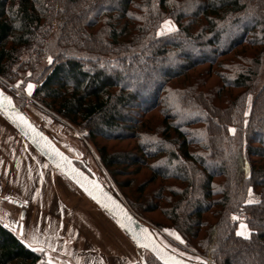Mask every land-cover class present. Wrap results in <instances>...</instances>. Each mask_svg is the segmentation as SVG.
<instances>
[{
	"label": "trees",
	"instance_id": "trees-1",
	"mask_svg": "<svg viewBox=\"0 0 264 264\" xmlns=\"http://www.w3.org/2000/svg\"><path fill=\"white\" fill-rule=\"evenodd\" d=\"M23 75L112 177L142 174L138 214L216 264H264V0H0V86L22 110L1 78ZM5 225L0 264H49Z\"/></svg>",
	"mask_w": 264,
	"mask_h": 264
},
{
	"label": "crops",
	"instance_id": "crops-1",
	"mask_svg": "<svg viewBox=\"0 0 264 264\" xmlns=\"http://www.w3.org/2000/svg\"><path fill=\"white\" fill-rule=\"evenodd\" d=\"M74 193L59 170L0 112V219L13 229L25 209L23 236L32 246L70 253L76 259H97L92 254L101 251L97 247L101 236L84 218L87 209L93 208L89 200ZM117 253L123 259V251Z\"/></svg>",
	"mask_w": 264,
	"mask_h": 264
},
{
	"label": "rangeland",
	"instance_id": "rangeland-1",
	"mask_svg": "<svg viewBox=\"0 0 264 264\" xmlns=\"http://www.w3.org/2000/svg\"><path fill=\"white\" fill-rule=\"evenodd\" d=\"M172 23L174 24L173 21ZM27 79L28 75H23L16 81H8L1 78V80L5 82L7 88L12 91L17 101L23 105L26 113L39 127H42L44 131L47 132L58 143L59 146H61L72 157H74L76 161L92 168V170L96 172V174L102 179V181L105 182L108 187H112L120 195V197H122L128 203V201L124 198V193H130L132 190L125 185L129 180H135V183H137L139 177H141L142 174L136 175L134 174L133 169L130 171H123L124 167H119L120 172L117 173L115 178L112 177L106 171L104 166L99 163L98 154L95 151L92 143H88L86 140H84L80 131L74 128V126L68 123L64 118L59 116L54 111L48 110L44 105L33 98L32 94L36 84L34 80L30 81ZM28 82H31L33 85H35L31 94H29L26 90ZM62 177L70 187L71 191L76 192L74 194L77 195V197L82 196L81 198L89 200V203L93 209H87V215L84 216L85 220L87 219L85 224L90 226L91 223L92 227H96L99 230L101 237L99 240L100 244H98L97 247L101 248V251H98V254H92L97 259L93 258V260H90V258L86 256L82 257L81 260L76 259L70 253L64 254L54 250L51 251V249H49L50 251H47V257L51 259L54 264H105V262L106 264H115V260L117 261V264H132L142 261V257H145L149 254V251L145 249H138L131 239L109 216V214H107L99 205L89 199V197H87V195L74 183H72L64 174H62ZM249 199L253 200L254 202L258 201L259 193L252 191V196L249 197L248 200ZM94 208H97L98 211ZM99 211L101 213H99ZM133 211L135 210L133 209ZM135 213L137 212L135 211ZM138 215L158 232L157 234L160 240L172 251L193 261L203 263L206 262L207 264H216L213 260L188 250L184 242L181 239H177L176 236L172 234L174 231H165V229L160 228L156 221L152 220V217L162 219L158 213ZM233 216L238 217V219L234 220L244 223L245 212H237ZM16 219L17 222L13 223V230L15 229L17 232L20 227L21 217L17 216ZM88 220L91 221L89 222ZM246 231L248 233L250 232L248 227ZM22 239H24V236H22ZM33 245L35 246L37 244ZM118 250L123 251V259L118 255ZM196 257H199L200 259L197 260ZM118 258H120V263H118ZM124 258H127V261H124Z\"/></svg>",
	"mask_w": 264,
	"mask_h": 264
},
{
	"label": "water",
	"instance_id": "water-1",
	"mask_svg": "<svg viewBox=\"0 0 264 264\" xmlns=\"http://www.w3.org/2000/svg\"><path fill=\"white\" fill-rule=\"evenodd\" d=\"M0 93L11 98V104L4 101L0 105V112L19 130V132L42 154L55 168L64 174L72 183L83 191L93 202L99 205L116 222L120 229L131 239L138 249H145L153 254L161 264H205L187 259L169 249L157 237L152 226L145 222L131 206L110 188H108L99 176L88 165L81 167L76 159L66 152L58 143L42 128H40L30 116L22 110L16 103L14 97L0 86ZM22 114L31 127L26 126L18 119ZM66 158V159H64ZM79 181V182H78ZM84 185L82 187L81 185ZM85 187L92 190V195L85 191ZM109 197L111 199H109ZM116 201L119 207L112 204ZM19 206L23 204L17 200H12ZM104 205H108L105 207ZM121 209L126 210L127 217ZM26 210H22L19 234H24V220ZM136 236L137 239L133 237ZM139 241V242H138ZM147 245V247H145ZM142 261L146 264L143 256Z\"/></svg>",
	"mask_w": 264,
	"mask_h": 264
},
{
	"label": "snow or ice",
	"instance_id": "snow-or-ice-1",
	"mask_svg": "<svg viewBox=\"0 0 264 264\" xmlns=\"http://www.w3.org/2000/svg\"><path fill=\"white\" fill-rule=\"evenodd\" d=\"M175 30H176L175 25L172 23L171 20H164V21L162 22V25H161L160 29L156 32V35H157V36L165 35V34H168V33L173 32V31H175ZM47 59H48V63L51 64V63H52V57L49 56ZM28 75L31 76V73H29ZM18 83H21V82H18ZM34 87H35V85H33L31 82H28V83H27V88H26V90L28 91L29 94H31L32 89H33ZM4 101H7L9 104H11V98H10V97H7V96H4L2 93H0V105H2ZM18 119H20L21 122L24 123L26 126L31 127V125L29 124V122L26 120V118L23 117L22 114L18 115ZM228 131L234 133V132H235V129H234V128H230V129H228ZM64 159H66V158H64ZM78 182H79V181H78ZM81 186L84 187L83 184H82ZM85 191H87V192L89 193V195H92V190L88 189L87 187H85ZM248 194H249V197L252 196V189H251V188L248 189ZM109 199H111V198L109 197ZM253 202H254V201L251 200V199H249V200H245V201H244L245 204H249V203H253ZM25 203H26V202H25ZM112 204L115 205V206H117V207H119V205H117V204H116V201H114V200L112 201ZM104 206H105V207H108V205H104ZM121 211L124 213V215H125L126 218H129V219H130V217H127L126 210L121 209ZM233 219H238V217L233 216ZM5 227H8V225H5ZM247 227H248V226H247L245 223L241 222V223H240V228L237 230V233H236V234H237L238 236H241V237H244V238H249V233L246 231V230H247ZM14 231H15V229H14ZM165 231H170V230L165 229ZM172 234L175 235L177 239H181V237H180L178 234H176V233H174V232H173ZM20 235H21V237H22V236H23V233L21 232ZM133 238H134V239H137L136 236H134ZM31 239H32L33 242L36 241V237H35V236H33ZM138 242H139V241H138ZM24 243L27 244L29 247L32 246V245H31L28 241H26V240L24 241ZM145 247H147V245H145ZM34 250H35V251H41V252L44 251V249L39 248V247H38V248H35ZM196 259L199 260L200 258H199V257H196ZM49 264H52L51 259H49ZM166 264H168L167 261H166ZM176 264H180V262H179V261H176ZM205 264H206V262H205Z\"/></svg>",
	"mask_w": 264,
	"mask_h": 264
}]
</instances>
